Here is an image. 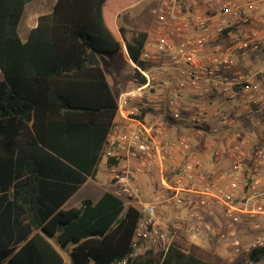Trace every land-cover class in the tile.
<instances>
[{"label": "trees", "instance_id": "trees-1", "mask_svg": "<svg viewBox=\"0 0 264 264\" xmlns=\"http://www.w3.org/2000/svg\"><path fill=\"white\" fill-rule=\"evenodd\" d=\"M29 1L0 0V264H114L131 252L137 207L110 190L62 204L96 177L104 158L117 101L93 52H116L121 43L104 22L105 0H56L22 41ZM119 32L139 63L147 32ZM263 253L249 257L258 262ZM125 264L227 263L177 233L165 253Z\"/></svg>", "mask_w": 264, "mask_h": 264}, {"label": "built area", "instance_id": "built-area-1", "mask_svg": "<svg viewBox=\"0 0 264 264\" xmlns=\"http://www.w3.org/2000/svg\"><path fill=\"white\" fill-rule=\"evenodd\" d=\"M155 13L154 50L142 49L140 62L132 63L129 88L116 99L122 121L112 123L104 152L120 163L107 181L111 192L140 213L131 252L114 264L147 251L165 253L180 230L187 239L215 234L200 208L209 214L221 209L220 239L249 257L264 247V236L241 247L233 226L243 216L264 215V137L253 144L234 126L236 116L264 119V0H161ZM145 93L149 99L126 111ZM185 94L194 100L182 101ZM139 108L159 113L158 124L138 117ZM170 122L210 139L230 130L205 143L207 158L226 157L230 166L210 174L187 134L171 136ZM150 167L159 169L160 179L144 195L137 179ZM182 210L184 223H174L173 213ZM256 263L249 257L246 264Z\"/></svg>", "mask_w": 264, "mask_h": 264}, {"label": "crops", "instance_id": "crops-1", "mask_svg": "<svg viewBox=\"0 0 264 264\" xmlns=\"http://www.w3.org/2000/svg\"><path fill=\"white\" fill-rule=\"evenodd\" d=\"M160 1L161 0H157V2H156L157 4L155 7L154 16H153L154 20L151 24H149V26H147V28L138 27L136 20L134 18H132L130 13L128 12L130 8H135L138 0H133V1H129V0H105L104 1V4L102 6V15L104 18V22H105L106 26L109 28V30L111 31V33L113 34V36L117 40H119V42L121 43V48L119 51H123L124 57H125V62H127L132 68H133V66H132L133 61L128 56L126 47L124 45V42H123L121 35H120V32H119V27L120 26H126L128 28L146 31L147 37L145 39L143 49L153 51L154 47L152 46V44H153V41L155 40V30L154 29H155V25L157 24L155 11H156V8H157ZM55 2H56V0H52V1L50 0V3L48 4V6L43 11H39V12L35 11L34 12V11L30 10L28 13L26 11V13L24 14V18H23V20H25V19L27 20L26 30H25L26 31L25 32V38L22 39L21 36L19 35L22 41H25L30 29L36 25L38 16L41 14H45V13L50 12L52 10ZM25 6H26V4H25ZM25 6H24V9H25ZM24 9H23V12H24ZM23 12H22V14H23ZM116 52H118V51H116ZM100 53H105V52H100ZM106 53H115V52H106ZM245 62H248V60H245ZM242 66H243V62L240 61L237 65V67L241 68ZM0 74H1V72H0ZM131 76H132V74L126 78L125 82L123 83V85L120 86V88L113 89L112 86L110 85L113 92H114L116 99L118 98V96L121 92H123L129 88V83H130L129 80H130ZM0 78H1V76H0ZM106 78H107V76H106ZM107 81L110 84L108 78H107ZM150 96L151 95L145 93V95L142 98L136 97L132 102H130L126 106V111L134 110L135 108L139 107L140 106L139 101L140 100H147L150 98ZM193 100H194V97L192 95L185 94L182 101L190 103ZM210 103H212V104H210ZM205 104H209L208 105L209 108L215 107L217 105V103L216 102L213 103V101H211V102L205 101ZM136 113H137L138 117H140L145 122H147L148 124H151V125H157L159 120H160V118H159L160 114L159 113H156V114L152 113L148 108H142V109L139 108V111H136ZM232 116L235 117L236 114H233ZM236 117L239 118V120H240V121H237L236 126H234V128H236L237 131H239L242 135L249 137L253 144L257 143L263 139V137H264V124H263V126L262 125L255 126L254 127L255 132H252V133L249 132V130L251 129L250 127L253 124H259V122H261V121H259L257 118L255 119V117H252V118L251 117H245L244 118V117H240V116H236ZM121 121H122V119H121L119 113L116 112V115L113 119V123L114 124L115 123L121 124ZM242 121L247 122L246 123V124H248L247 127H246V125H245V127H242L240 125V123ZM161 124H163V123H161ZM166 128L169 129L170 132L172 133L171 136H174L173 134L176 135V134L183 133V134H187L191 138V140H190L191 150L194 152H197V154L200 157L204 158V160H203L204 168L206 170H208L210 172V174L216 175L220 171H222V170H224L230 166V161L226 157L218 159V160H213L211 158H207V151L205 148V143L207 141H209V140L220 141L223 136L227 137L228 135L231 134L230 130L224 131L222 134H220L219 137H215V139H210L211 137L209 135L203 136L201 134L196 133L191 127H187V126L184 127V126L178 125L177 123H174V122L167 123ZM242 129H244V132L242 131ZM110 131H111V129H110ZM110 131H109L108 135L110 134ZM219 143L220 142H218V144ZM176 160H179V157H177ZM101 162L102 163L104 162V168L102 167L103 169L101 170V171H103L102 172L103 175L101 177H98V172H97L96 177L94 179L87 177V179L85 181V182H87L88 180H90L92 186L96 188V192H97V190H99L100 187H102V184L104 183V189L100 193H96L95 198H93V199L89 198L92 201H96L100 197V195L102 194V192L104 190H110L106 186V183H107V181H109V177L112 175V170L113 169L115 171L120 170V166H119L120 163H118V164L116 163L113 165L107 164V157L105 156V154H104V158L102 159ZM157 169L158 168H156V167H150V168L145 169V171L139 175L137 182L141 186V189H142V192L144 195L149 193L153 189V187L156 186V184L158 183V181L160 179V173L158 171L159 169L158 170ZM104 173H105V176H104ZM252 177H253V175H252ZM83 184H81L80 187ZM262 185H264V177L262 178ZM67 200L62 204V206L67 202ZM129 204H132L135 207H137V205L134 203H129ZM129 204H127V205H129ZM67 205H69L68 208L72 207L74 205V201H72V203L68 202ZM68 208H63V209H68ZM64 254L66 255V253H64ZM65 255H64V258H65Z\"/></svg>", "mask_w": 264, "mask_h": 264}, {"label": "rangeland", "instance_id": "rangeland-1", "mask_svg": "<svg viewBox=\"0 0 264 264\" xmlns=\"http://www.w3.org/2000/svg\"><path fill=\"white\" fill-rule=\"evenodd\" d=\"M52 1V0H51ZM133 1V0H129ZM157 0H138L135 8H130L129 13L132 18H134L137 22L138 27L147 28L149 24H151L154 20V10L156 7ZM50 3V0H31L30 2L26 3L24 12L21 16L19 25H18V32L21 38H25V30L27 20H23L24 14L31 11H43ZM35 14V13H34ZM31 22V21H30ZM93 58H95L96 62L101 65L103 68L110 85L113 89L120 88L121 85L125 82L126 78L130 76L133 72V68L125 62V57L123 51H118L115 53H100V52H93ZM1 76V74H0ZM247 122L242 121L240 125L242 127H247ZM264 120H261L259 124H253L249 130L250 133L255 132V126H263ZM263 128V127H262ZM245 129V128H244ZM244 129L242 131L244 132ZM104 162L100 163L99 170H98V177L103 175ZM105 176V173H104ZM108 189H111L109 185L106 183ZM155 187H153L154 189ZM104 189V183L102 187L99 188L96 192V188L92 186L91 181L88 180L85 182L62 206V208H68V202L74 201V204L78 201L85 199V198H95L96 193H100ZM152 189V190H153ZM97 198V197H96ZM72 205V204H71ZM213 210V208H212ZM200 212L205 215V218L209 220L214 230L216 231L215 234H210L205 236L202 239L192 237L187 239L180 231L176 232L183 235L187 240H189L192 244L198 246L202 249L203 253L212 260H222L227 264H233L238 260L244 262V264L248 261V255L246 252L243 251H235L234 245L230 242L227 244L225 241L221 240L219 237V232L224 229V213L221 209L215 208L213 210V214H209V212L204 208H200ZM173 213V212H172ZM185 210L174 212V219L173 222L183 224V216H186ZM233 228L235 229L236 235L234 238H237L240 242V246H244L248 241L255 239L259 236H264V215L258 214L255 216H243L240 218L238 223H236ZM175 234V235H176ZM65 255V254H64ZM66 261L70 263V259L68 256L65 255ZM256 264H264V258L262 256L261 260L258 261Z\"/></svg>", "mask_w": 264, "mask_h": 264}]
</instances>
